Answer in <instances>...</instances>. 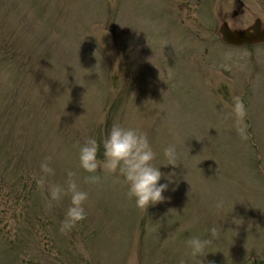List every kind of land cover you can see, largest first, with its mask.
<instances>
[{"label":"rangeland","instance_id":"obj_1","mask_svg":"<svg viewBox=\"0 0 264 264\" xmlns=\"http://www.w3.org/2000/svg\"><path fill=\"white\" fill-rule=\"evenodd\" d=\"M243 1L0 0V264H264V45L230 47L218 31L234 11L237 26L264 14V0ZM113 123L146 132L172 177L146 212L79 166L85 137L103 159ZM48 156L52 182L71 170L89 194L67 234L69 198L48 208L35 180ZM197 235L210 241L201 259Z\"/></svg>","mask_w":264,"mask_h":264},{"label":"clouds","instance_id":"obj_2","mask_svg":"<svg viewBox=\"0 0 264 264\" xmlns=\"http://www.w3.org/2000/svg\"><path fill=\"white\" fill-rule=\"evenodd\" d=\"M231 111L236 117L235 123L241 139L246 140V127L242 123L245 110L239 98H236ZM102 147L103 159L100 160L97 156L100 145L95 137H85V142L79 146V166L90 174L85 177V182L96 183L99 179L98 173L114 176L126 185V198L134 201L135 207L144 212L150 206H155L166 199L164 193L168 190L172 177L162 173L161 166L165 165L155 163L157 153L153 150L146 132L124 126L121 123H113L104 136ZM177 155L176 145L169 144L164 147L163 157L167 161L166 166H176ZM51 161V156L41 161L35 180L37 185L44 190L48 208L59 205L65 197L69 198V205L59 225V231L67 234L85 219L84 205L89 194L78 186L74 179L76 174L71 170L66 172L64 183L52 182L50 178L55 175V169ZM162 179L167 183H162ZM223 206L222 200L217 201L215 205L217 209ZM209 231L214 237L217 235L214 227ZM209 243L208 239H202L198 235L192 236L187 241L191 256L200 259L204 257Z\"/></svg>","mask_w":264,"mask_h":264},{"label":"water","instance_id":"obj_3","mask_svg":"<svg viewBox=\"0 0 264 264\" xmlns=\"http://www.w3.org/2000/svg\"><path fill=\"white\" fill-rule=\"evenodd\" d=\"M256 35H250L248 32L245 33V37H240L238 33L230 31L227 25H223L220 29L223 40L228 44L236 46L243 44H253L256 42H264V32L260 33L258 27L255 28Z\"/></svg>","mask_w":264,"mask_h":264},{"label":"flooded vegetation","instance_id":"obj_4","mask_svg":"<svg viewBox=\"0 0 264 264\" xmlns=\"http://www.w3.org/2000/svg\"><path fill=\"white\" fill-rule=\"evenodd\" d=\"M232 1V0H231ZM233 1H235L237 4H236V6L237 5H239V7H246V2H244L243 0H233ZM245 10H248L247 8H245ZM242 12V11H241ZM243 14V13H242ZM238 15V11H234L233 13H232V16L231 15H229L230 16V26H231V28H233V29H238V30H250L251 32H254V30H252L253 29V27H254V25L256 24V22H258L259 21V28H260V31H262V30H264V20L262 19L261 20V18L260 17H258V16H253L252 18H251V16L249 15V23L248 24H246L245 26H237V25H241V24H237V25H234V22H232L231 21V18L232 17H235V16H237ZM244 15V14H243ZM242 17V16H241ZM254 17H255V19H254ZM253 21V22H252ZM243 27H245V28H243Z\"/></svg>","mask_w":264,"mask_h":264}]
</instances>
